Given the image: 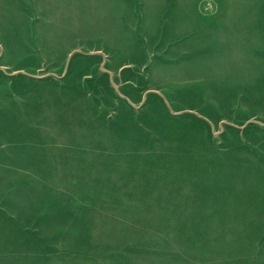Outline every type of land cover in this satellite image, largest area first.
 Here are the masks:
<instances>
[{"label": "rangeland", "instance_id": "obj_1", "mask_svg": "<svg viewBox=\"0 0 264 264\" xmlns=\"http://www.w3.org/2000/svg\"><path fill=\"white\" fill-rule=\"evenodd\" d=\"M0 264H264V0H0Z\"/></svg>", "mask_w": 264, "mask_h": 264}]
</instances>
